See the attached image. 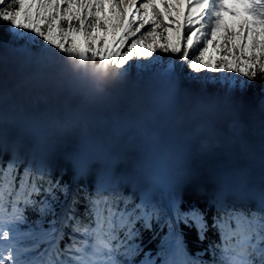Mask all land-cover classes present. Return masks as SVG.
<instances>
[{
    "label": "snow or ice",
    "instance_id": "1",
    "mask_svg": "<svg viewBox=\"0 0 264 264\" xmlns=\"http://www.w3.org/2000/svg\"><path fill=\"white\" fill-rule=\"evenodd\" d=\"M0 29L40 52H14L20 75L11 81L0 62V264H264V191L259 207L225 204L221 193L211 216L186 195L193 140L208 135L216 143L225 125L232 139L243 136L241 95L264 81V0H0ZM133 60L147 62L142 69L160 65L166 78L153 112L192 125L178 149L182 163L147 179L139 195L109 170L91 189L74 192L67 177L90 175L93 152L113 159L105 131L139 127L152 115L140 98L109 92ZM183 67L197 79L222 77L235 91L189 110L176 83ZM66 79L91 103L108 101L112 109L65 106L56 85ZM209 113L214 119L197 123ZM44 129L80 130L69 174L52 166L49 147L37 148V139L49 143ZM163 226L168 232L154 258L146 241L157 240Z\"/></svg>",
    "mask_w": 264,
    "mask_h": 264
},
{
    "label": "trees",
    "instance_id": "2",
    "mask_svg": "<svg viewBox=\"0 0 264 264\" xmlns=\"http://www.w3.org/2000/svg\"><path fill=\"white\" fill-rule=\"evenodd\" d=\"M11 41L12 39L0 29V62L6 69L9 81L20 75L16 58L5 47ZM73 83L72 80L66 79L56 85L60 100L65 106H78L96 113H104L112 109V105L108 101L91 103L82 92L75 91ZM132 83L129 79L124 82H120L118 79L113 80L109 86V92L114 98L136 96L142 101L144 111L154 114L152 101L160 93L163 86L155 81L153 84L156 85V88L152 91V95L142 96L141 93L137 92L138 90L132 89ZM176 83L183 93L182 99L185 107L189 110L194 106L195 98L206 92L210 94L216 92L221 98L226 92L235 91L227 89L223 81L217 80L192 82L184 79L180 82L177 80ZM263 92L264 81L257 80L251 83L246 92L242 93L241 100L245 108L243 136L239 140L232 139L226 130L227 125H225L224 133L216 138L221 144L228 145L230 149L213 143V139L208 135L195 138L192 142V151L195 155L193 159L188 161V164L193 169V175L186 195L191 203H198L200 206L206 205L204 210L209 212V216L215 213L216 207H218L216 201L221 193H223V202L228 205L241 206L242 204L245 207H259L260 205L261 192L264 191V111L260 107ZM171 117V114L164 112L158 119H151L150 116L141 125L156 127L166 133L192 128V125L179 127L177 123L172 121ZM212 119L214 118H206L197 121V123L206 124ZM105 134L110 136V140L105 139L104 143L113 159L106 160L103 153L93 152L92 155L96 157L94 160L96 166L90 175L79 177L77 182L79 190L82 188L91 189L106 170H109V178L115 179L122 188H128L130 193L134 192L138 195L140 189L144 188L147 179L152 176L162 177V151L166 145L164 146V138L161 135L153 132L151 136L157 137L158 143L154 144L153 139H151L144 152L141 148V135L137 132L115 131L112 133L105 131ZM45 135L49 136V143L41 145L37 139V148L49 147L47 155L52 166L62 174H69L72 166L71 156L77 148L80 130L67 134L55 131ZM171 142H173V146L168 145L166 157V167L169 172L176 169L171 168V161L176 153L174 145L184 144L185 138H177ZM249 142L250 144L243 149H238L242 144ZM204 144L211 146L205 151H201L200 149ZM67 178L71 179V182L74 179L71 176ZM125 178L127 180L122 181ZM155 195L158 201L163 202L162 189L157 188ZM184 207L187 208L188 203H185ZM27 215L32 219L35 218V214L32 212L27 213ZM156 231L159 234L158 239L146 241L147 250L154 258L160 242L167 235L168 229L163 226L157 227ZM209 235L210 239H216L214 234L210 233ZM199 247H204V245Z\"/></svg>",
    "mask_w": 264,
    "mask_h": 264
},
{
    "label": "rangeland",
    "instance_id": "3",
    "mask_svg": "<svg viewBox=\"0 0 264 264\" xmlns=\"http://www.w3.org/2000/svg\"><path fill=\"white\" fill-rule=\"evenodd\" d=\"M65 27H66V25H65ZM5 47L11 53L21 52L25 48H28L33 54H35L37 56L40 55L39 49L37 47H35L33 45H29L27 41H23V40H16V41L12 40L10 42V44H7ZM164 59L165 60H170V59H173V58L165 57ZM141 63H147V62H138V61L133 60L131 67L127 71V74L123 78H120L118 80L120 82H124V81H127L129 79V80H131L133 82L132 83V87H133L132 89H134V91L138 90L137 92L141 93L142 96H151L152 95V91H154L155 88H156V85L153 84V83H155V81H156V82L160 83V86H163V82H164V80L166 78L159 71L160 65H154V66H152L150 68L142 69V68H140V64ZM130 77H132V78L130 79ZM200 77L201 78L197 79L196 78V74L190 73L187 70L186 67H183L182 71H178L177 72L176 82H177V80H179V82H180V81H182L184 79L192 81V82H194V81L195 82L203 81V80L204 81L205 80L223 81L222 77L218 78L217 76H214L211 73H201ZM73 85H74L75 91H77L78 90V85L75 82L73 83ZM262 94L263 95L261 96V99H260V107L264 111V92ZM218 98H220V97H219V94H217L216 92H214L212 94L206 92L202 96L196 97L194 102H193V105H195L199 101L207 102L208 100L218 99ZM151 109H152V107H151ZM162 114H164L163 111L154 112V114L151 115V119H158ZM206 118L210 119V118H214V117L209 113V114H206L204 117L198 119L197 121H202V120H204ZM171 119H172V121H174V123H176L175 118L173 116L171 117ZM174 132H175V130H174ZM152 133L153 132L140 134L141 135V148H142V150L144 152L146 151V147H147L148 142H150V140L153 139V136H151ZM178 139H180V138H178ZM164 140H163V144L165 146V143L167 141H166V139H164ZM171 141L172 140H170V142ZM170 144L171 145H169V146L172 147L173 146L172 145L173 142H171ZM175 145H174V147H175L174 150H175L176 153H175V156H174L173 160L171 161V165H172L171 168H177L182 163V160L180 158V152H179L178 149L180 147H182L183 144H175ZM169 146L168 147H164L165 149L163 148V151H162L163 152V157H164V154L167 152ZM78 180H79V178L77 180H75V178L72 179L71 183H72V189H73L74 192L75 191H80L79 187L77 185ZM126 180H127V178L123 179L122 181H126ZM141 259H142V257H141Z\"/></svg>",
    "mask_w": 264,
    "mask_h": 264
},
{
    "label": "water",
    "instance_id": "4",
    "mask_svg": "<svg viewBox=\"0 0 264 264\" xmlns=\"http://www.w3.org/2000/svg\"><path fill=\"white\" fill-rule=\"evenodd\" d=\"M132 129L133 130H130L128 127H122V128H120V129H118L116 131H134V132H137L139 134H145V133H148V132H155V133H158L159 135H161L165 139L173 140V139H176V138H185L192 130V128H185V129L177 130V131L172 132V133H166V132H163V131H161L160 129H158L156 127H144L142 125H140L139 127H133ZM49 132H51V130L44 129L40 135H45V134H47ZM211 138L214 139L213 137H211ZM216 143L220 144L225 149H230V147L228 145L221 144L219 140ZM249 144H250V142L242 145L238 149H243L244 147H246Z\"/></svg>",
    "mask_w": 264,
    "mask_h": 264
},
{
    "label": "bare ground",
    "instance_id": "5",
    "mask_svg": "<svg viewBox=\"0 0 264 264\" xmlns=\"http://www.w3.org/2000/svg\"><path fill=\"white\" fill-rule=\"evenodd\" d=\"M221 54H222V53H221ZM128 128H129L130 130H133V129H132L133 127H128ZM164 139H165V138H164ZM176 139H177V138H176ZM166 141H167V142H166L167 145H169V144L171 143L169 139H166ZM172 141H173V140H172ZM245 144H246V143H245ZM242 145H244V144H242ZM242 145H241V146H242ZM241 146H240V147H241ZM74 178H75V180H77V179L79 178V176L74 177ZM75 187H76V186H75Z\"/></svg>",
    "mask_w": 264,
    "mask_h": 264
}]
</instances>
